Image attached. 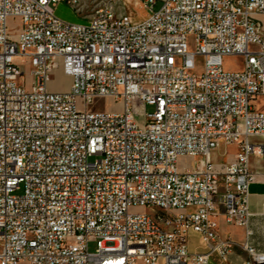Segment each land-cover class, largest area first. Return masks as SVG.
I'll list each match as a JSON object with an SVG mask.
<instances>
[{
    "label": "built area",
    "instance_id": "1",
    "mask_svg": "<svg viewBox=\"0 0 264 264\" xmlns=\"http://www.w3.org/2000/svg\"><path fill=\"white\" fill-rule=\"evenodd\" d=\"M62 1L0 0V264H230L220 218L251 234L249 160L264 156V0H140L139 21L111 0L85 23L59 17ZM106 98L122 110H96ZM159 210L181 234L151 224Z\"/></svg>",
    "mask_w": 264,
    "mask_h": 264
},
{
    "label": "rangeland",
    "instance_id": "2",
    "mask_svg": "<svg viewBox=\"0 0 264 264\" xmlns=\"http://www.w3.org/2000/svg\"><path fill=\"white\" fill-rule=\"evenodd\" d=\"M126 3V8L128 11H131L134 13V19L135 20H142L146 18L150 12L151 9L144 6V4L140 0H123ZM111 0H72L70 5L67 1H62L58 4L56 8V14L71 22H79V23H85L87 18L91 16L98 8L104 6L105 4H109ZM161 2H158V4L154 7L155 10L159 9L161 6ZM261 20L264 24V15L260 16ZM22 21L20 18H12L9 21L10 28L13 30H17ZM193 36H190V42H192ZM190 48L192 49L193 46L190 45ZM17 63L20 65L21 68L25 71V76L28 81V87H30V81L32 80V77L30 76V64H26L22 62L20 59L16 60ZM224 67L228 70H238L242 67V59L237 56H228L224 58ZM71 83V79L64 75L63 70L57 69L54 71L52 75V81L50 83V88L54 90H66L69 88ZM255 107V105H254ZM94 108L96 110H106V111H121L122 106L120 102L115 101L112 98H106L98 100ZM256 108V107H255ZM147 112L151 113L154 111V106L147 105L146 107ZM94 160V158H92ZM191 164L193 163L192 159L188 158H181L180 159V167H182L185 164ZM20 193V192H18ZM140 211H146V209L139 208ZM196 239V238H194ZM96 250V243L92 242L90 244V251ZM22 264H28V263H22Z\"/></svg>",
    "mask_w": 264,
    "mask_h": 264
},
{
    "label": "crops",
    "instance_id": "3",
    "mask_svg": "<svg viewBox=\"0 0 264 264\" xmlns=\"http://www.w3.org/2000/svg\"><path fill=\"white\" fill-rule=\"evenodd\" d=\"M255 109L264 112V96L254 100ZM238 143L221 144L214 152V160L217 162H228L234 160L239 152ZM250 168L257 173V181L250 186V210L252 216L249 222L251 234L247 236L246 229L228 224L220 218V233L222 237H229L235 242L230 264H241L246 253L242 250V244L248 241L259 251L264 252V156L253 155L249 160Z\"/></svg>",
    "mask_w": 264,
    "mask_h": 264
},
{
    "label": "bare ground",
    "instance_id": "4",
    "mask_svg": "<svg viewBox=\"0 0 264 264\" xmlns=\"http://www.w3.org/2000/svg\"><path fill=\"white\" fill-rule=\"evenodd\" d=\"M165 220H170V212L167 210H159V216H151V224L162 225V234H181L180 225H165Z\"/></svg>",
    "mask_w": 264,
    "mask_h": 264
}]
</instances>
